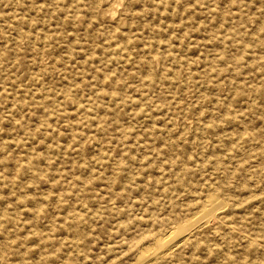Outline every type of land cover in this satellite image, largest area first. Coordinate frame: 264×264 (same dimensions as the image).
<instances>
[{
	"label": "rangeland",
	"instance_id": "rangeland-1",
	"mask_svg": "<svg viewBox=\"0 0 264 264\" xmlns=\"http://www.w3.org/2000/svg\"><path fill=\"white\" fill-rule=\"evenodd\" d=\"M0 31V264H256L264 0H0Z\"/></svg>",
	"mask_w": 264,
	"mask_h": 264
},
{
	"label": "bare ground",
	"instance_id": "bare-ground-1",
	"mask_svg": "<svg viewBox=\"0 0 264 264\" xmlns=\"http://www.w3.org/2000/svg\"><path fill=\"white\" fill-rule=\"evenodd\" d=\"M242 12L240 13V16H242ZM196 95H198V94L196 93ZM243 128H244V126H243ZM242 132H244V131L242 130ZM258 179H259V185L262 184V175H260ZM224 180H225V178H224ZM260 190H261V192H260L261 196H256V203H257L256 204V264H259L258 259L260 257L264 256V252H263L264 251V236L262 235V234H264V187H262L261 185H260ZM258 197H260V199ZM206 246H208V244Z\"/></svg>",
	"mask_w": 264,
	"mask_h": 264
}]
</instances>
